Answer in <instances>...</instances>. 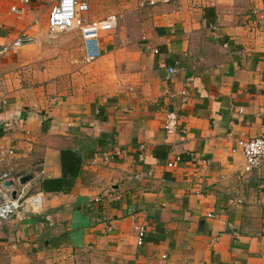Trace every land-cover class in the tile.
I'll use <instances>...</instances> for the list:
<instances>
[{
    "label": "crops",
    "instance_id": "crops-1",
    "mask_svg": "<svg viewBox=\"0 0 264 264\" xmlns=\"http://www.w3.org/2000/svg\"><path fill=\"white\" fill-rule=\"evenodd\" d=\"M86 1L90 19L116 16ZM124 3L140 15L116 17L84 63L80 37L70 51L33 25L40 0L22 17L0 0V46L35 40L0 55V176L15 193L31 174L43 198L0 222V264H264V165L245 173L238 145L264 136V0ZM166 109L179 112L175 134ZM62 150L79 173L68 192L44 191Z\"/></svg>",
    "mask_w": 264,
    "mask_h": 264
},
{
    "label": "built area",
    "instance_id": "built-area-1",
    "mask_svg": "<svg viewBox=\"0 0 264 264\" xmlns=\"http://www.w3.org/2000/svg\"><path fill=\"white\" fill-rule=\"evenodd\" d=\"M32 0H18L19 6H12L11 11L18 17H22L31 4ZM44 5L46 13V24L51 36L60 33L77 32L80 37V50L86 63L97 60L101 55L100 34L102 31H111L116 28L117 19L114 15H107L102 19H90L87 17L89 4L86 0H40ZM36 16L33 25H38ZM264 21V16L260 15L258 24ZM34 37L30 34L21 33L8 44L0 46V55L16 52L22 46L34 42ZM157 52V50H155ZM175 65L167 66L165 80H169L175 74ZM179 103L186 102L187 92L185 89L179 92ZM167 97L173 99L176 93L168 92ZM180 127L179 112L174 109H166L164 112L163 129L166 134H175ZM8 128V127H7ZM244 157V172L252 173L264 165V136H256L250 139L239 140ZM14 150H9L13 154ZM169 166L171 163L168 164ZM6 181H10L6 174L0 176V222L10 219V217L20 208H30L38 210L42 206V195L40 192H29L26 184L20 185L12 196V190L4 186ZM136 243L143 244L144 228L137 227Z\"/></svg>",
    "mask_w": 264,
    "mask_h": 264
},
{
    "label": "rangeland",
    "instance_id": "rangeland-1",
    "mask_svg": "<svg viewBox=\"0 0 264 264\" xmlns=\"http://www.w3.org/2000/svg\"><path fill=\"white\" fill-rule=\"evenodd\" d=\"M89 1H90V5H91V12H90L91 15L101 16V15H105L106 13H113L119 19V26H121V24L123 26V23H126L127 19L129 17L136 18L140 15V13L138 12L139 9L125 8L124 5H126V4L124 3V0H89ZM44 8L45 7L43 5V10H42L43 13L45 12ZM38 11L40 13V10H38ZM38 18H39L38 19L39 20L38 28L42 26L41 28H42L43 34H45L49 37V39L51 41L50 44L55 43L56 40H62L64 38V40H65L64 44L70 45V41L73 38L79 39V35L77 32L60 33V34H55V35L51 36L49 31H48V27L46 24L45 17L42 16V14H39ZM76 47L77 46L70 45L68 47V49L70 51H72ZM51 48L56 50V49H58V46H52ZM63 48L67 49L65 46H63ZM84 63H86V62L84 61Z\"/></svg>",
    "mask_w": 264,
    "mask_h": 264
},
{
    "label": "trees",
    "instance_id": "trees-1",
    "mask_svg": "<svg viewBox=\"0 0 264 264\" xmlns=\"http://www.w3.org/2000/svg\"><path fill=\"white\" fill-rule=\"evenodd\" d=\"M62 174L59 178L43 180L41 189L47 192H68L77 177L80 167V157L71 150H62L60 155Z\"/></svg>",
    "mask_w": 264,
    "mask_h": 264
},
{
    "label": "water",
    "instance_id": "water-1",
    "mask_svg": "<svg viewBox=\"0 0 264 264\" xmlns=\"http://www.w3.org/2000/svg\"><path fill=\"white\" fill-rule=\"evenodd\" d=\"M33 178V176L31 174H26V175H23L21 176L19 179H18V182L19 184H25L26 182H28L29 180H31ZM4 186L7 188V189H10L12 188V182L10 181H6L4 183ZM12 196L14 197L15 196V193L13 192L12 193Z\"/></svg>",
    "mask_w": 264,
    "mask_h": 264
}]
</instances>
